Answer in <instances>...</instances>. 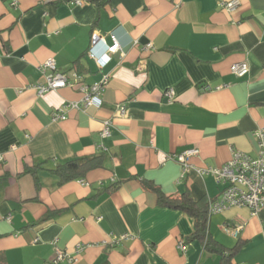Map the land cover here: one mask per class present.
I'll return each instance as SVG.
<instances>
[{"label":"crops","instance_id":"1","mask_svg":"<svg viewBox=\"0 0 264 264\" xmlns=\"http://www.w3.org/2000/svg\"><path fill=\"white\" fill-rule=\"evenodd\" d=\"M71 1L0 0V264H44L56 250L74 264H220L204 241H188L193 218L158 206L143 182L208 206L222 186L195 169L221 167L234 152L258 156L264 0ZM109 34L120 49L99 68L87 52L99 37L110 46ZM48 59L74 87L31 89L45 82ZM239 62L243 78L230 72ZM104 78L99 107L62 109ZM61 110L65 119L52 121ZM189 148L198 155L182 176L175 156ZM82 158L100 166L59 184L52 171ZM206 233L225 251L238 246L231 264H264V208L208 216Z\"/></svg>","mask_w":264,"mask_h":264},{"label":"built area","instance_id":"2","mask_svg":"<svg viewBox=\"0 0 264 264\" xmlns=\"http://www.w3.org/2000/svg\"><path fill=\"white\" fill-rule=\"evenodd\" d=\"M73 4H79L80 0H72ZM18 0H11V4L15 5ZM236 2H231L225 5L227 10H232ZM111 45L107 46L104 38L99 37L97 42L93 45H101L105 48L102 54H97L90 49L87 54L88 57L97 64L99 68H103L110 60L109 55L120 49V44L113 34H109ZM147 47H150L148 45ZM42 70H48L50 73L45 77V82L32 86L31 89L37 94L42 95L49 91H57L62 88L74 87V85L60 72L56 70V64L53 59L46 60L42 66ZM230 72L238 78L245 77L249 72L247 62L235 63L230 67ZM106 85V78L100 83L92 85H81L79 91L82 98L79 102L68 103L62 107L71 109L84 110L88 107H99L102 103L100 96L104 91ZM165 96L169 101L174 99V92L168 90ZM56 112L52 115V121L64 120L65 115ZM117 111L120 116H124L126 110L124 106H117ZM111 124L109 121L103 123L102 136H110ZM255 138L258 145V156L251 158L246 154L234 152L231 159L221 167L210 168L206 170L195 169L196 173L211 175L216 184L222 186V190L217 200L209 202L207 206L208 216L222 213L230 208H248L252 215H256L264 208V130H257ZM198 150L196 148H189L175 156V160L180 164L182 169V176L192 169L189 164V159L197 156ZM1 160V157H0ZM83 183V181H81ZM9 220V218H7ZM235 235L234 233H232ZM123 236L121 239H123ZM116 244V241L114 243ZM178 248L185 251L182 243H179ZM77 258L71 256L60 250L55 251V255L44 264H58L66 262L67 264H74Z\"/></svg>","mask_w":264,"mask_h":264},{"label":"trees","instance_id":"3","mask_svg":"<svg viewBox=\"0 0 264 264\" xmlns=\"http://www.w3.org/2000/svg\"><path fill=\"white\" fill-rule=\"evenodd\" d=\"M84 1L100 5V0ZM99 166L100 163L98 161V158H82L78 160H71L64 164L58 165L52 172L59 178V184H63L69 181L83 178L89 170L97 168ZM24 173H30L33 176L35 175V173L29 169L25 170ZM35 184L36 187H38L37 180L35 181ZM143 187L156 194L158 206L184 212L193 218L195 231L188 238V241H204L206 248H208L211 252H216L222 256L220 264H231V259L238 249V246L234 247L231 250L225 251L223 248H220V246H217L214 242H211L208 239V234L206 233L208 222L207 206H203L199 203L194 202L187 193H184L180 196L167 197L162 194L159 188H157L151 182H143Z\"/></svg>","mask_w":264,"mask_h":264}]
</instances>
